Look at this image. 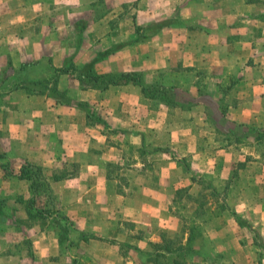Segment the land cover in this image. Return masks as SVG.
<instances>
[{
    "label": "crops",
    "instance_id": "crops-1",
    "mask_svg": "<svg viewBox=\"0 0 264 264\" xmlns=\"http://www.w3.org/2000/svg\"><path fill=\"white\" fill-rule=\"evenodd\" d=\"M103 1L112 4L96 9ZM163 19L173 22L155 36L126 44L136 37L137 25ZM109 48L114 52L102 55ZM70 59L77 68L93 64L99 74L144 71L149 81L155 80V71H165L164 83L178 92L187 91V84L175 85L170 78L185 81L194 71L193 77L204 79L211 72L217 75L211 80L222 82L232 101L187 88L199 94L191 104L170 110L145 97L137 84L82 89L78 79L61 74L58 89L92 105L102 123L90 120L82 108L56 103L47 94L50 88L46 93L10 89L18 77L48 80L53 68ZM0 91L6 93L0 98L2 146L16 170L28 160L52 178L60 168L78 166L76 174L63 169L67 173L60 175L65 176L52 182L60 209L79 223L81 234L85 228L107 234L79 237V264H94L95 258L124 264V254L112 244V238L119 240L116 226L124 221L137 228L173 225L172 195L183 186H196L177 158L209 178L240 177L245 191L264 189L250 180L263 174L236 172L238 163L254 155L249 143L262 144L251 138L254 129L264 128L259 124L264 122V0H0ZM209 114L219 121L209 122ZM124 178L135 180L131 198L124 196ZM13 183L25 188L12 200L15 212L5 210L11 243L33 236L27 227L31 222L36 225L33 264H77L80 257L62 253L57 236L46 240L53 233L41 226L44 219L28 213V181L5 176L0 166V192L7 193L8 187L13 192ZM258 192L252 205L243 202L231 210L248 215L264 235V193ZM143 193L148 198L140 199ZM0 256L14 259L13 264L21 259L14 252Z\"/></svg>",
    "mask_w": 264,
    "mask_h": 264
},
{
    "label": "rangeland",
    "instance_id": "rangeland-1",
    "mask_svg": "<svg viewBox=\"0 0 264 264\" xmlns=\"http://www.w3.org/2000/svg\"><path fill=\"white\" fill-rule=\"evenodd\" d=\"M111 4V2L106 3V1H103L95 8L104 11L108 8V5L110 6ZM131 4L132 2L129 3V5ZM126 8H129V6ZM196 73L197 72L193 71L192 75H195ZM159 74V71L153 73L156 78L160 77ZM170 75H173L172 77H174L176 74L174 75V71H171ZM192 75H189L185 81L176 80V78H170V80H173L175 85L187 84V91L189 88L197 89L199 87L203 88V93L211 92L210 94L220 97V101L224 100L228 103L232 101L228 95L229 93L226 86H221L222 82L211 80L213 77L216 78L217 75H213V73L209 72L203 77L204 79H202L200 75H197V77H193ZM161 80L164 81V78ZM218 84L220 85V88L217 87ZM190 93L192 94L191 96L199 94L198 92ZM170 110H173V108L170 107ZM207 116L209 122L219 121V116L216 114H209ZM259 124L264 125V122ZM223 132L224 134L229 135V139H232V135H230L229 132H226L225 130H223ZM256 137L257 135L253 134V138L251 139L257 140ZM261 143L262 144L260 145H257L254 142L249 143L250 150L254 152V155L247 156L246 161L238 163L236 167V172L242 168L243 171L247 169L249 172H254V174H263V176H256L255 178L250 179L255 184H258V186H264V138ZM249 161L252 162L248 163ZM63 169H73V174L78 172V166L76 164H70L68 167L60 168L58 169V173H67V171H63ZM74 171L77 172L74 173ZM204 176L210 179L213 183V180H220L219 186L214 183L220 190V195L218 197L216 195L212 196L211 189L207 188L206 184L204 187L197 183L196 186L191 185V187H181L182 189H180L178 193L175 192L172 195L170 206L172 208L171 212L174 223L173 225L171 224L170 228L151 229L152 227L149 226L137 228L136 225H133L132 222L128 221H124L122 222V225L119 224L120 226H116V229L118 230L117 237H119V240L112 238L114 239L112 244H114V247L117 245L119 247V252L124 254V264H264V250L255 244L254 233L250 229L241 226L236 217L232 214V211L224 210L222 203L219 201V198L225 200L229 207L233 209H237L238 205H242L243 202L245 204L251 203L252 205V202H254L253 197L257 195L256 192H258L256 188L252 191L250 189L249 192L245 191V186L242 184L243 179H240V177L235 178L230 175L227 178H209L206 174ZM122 180L127 185L125 188L126 194L124 196L130 198L133 197V183L135 180L133 178H124ZM150 180L153 181V179ZM12 187L13 192H10L9 187L7 193L5 191L0 192V204L5 203L3 206L6 205L3 209L4 216L0 217V253L14 252L16 255H21L19 264H33L34 259L32 257V252H34V244L36 243V236L34 235V233H36L34 230L36 225L31 222L27 224V227L30 230L29 234H33V236L23 241H18L15 244L11 243L8 235L9 229L7 225H5L6 222H8V216L5 215V210L7 212L9 211V213L15 212L12 207V200H15L18 195H20L19 192L24 190L25 185L13 183ZM109 188H111V184ZM258 193H264V189ZM138 196L142 200L148 198L144 193L139 194ZM58 199L59 198H57V203L60 207L61 205L59 204ZM195 199L198 201L200 200L202 205L199 211H197L198 203L194 202ZM140 204H143L141 200ZM38 205H41V202H39ZM240 215L244 219L250 221L248 215L242 213ZM43 219V225L41 226L46 230L47 234L48 232L53 233L51 234V237L47 236L48 238H46V240H52V238H54L53 236H57L59 239L61 237L63 244H61L60 249L62 253H73L74 256H71V259L74 257H80L79 260L76 259L77 264L80 263L82 258V249L79 246L80 236H87L89 239L94 234L101 237L107 235L86 230L87 228L82 229L83 232L81 234L79 230H76L77 227L80 228L77 221H74L70 217L67 219L61 218L56 213ZM253 221L255 222L256 220L253 219ZM258 227L259 226H256L254 228L258 229ZM103 228L106 229V227ZM168 240L172 241L171 251L166 253V247H162L158 252L159 257H157L156 252L158 247L155 245L158 244L165 246ZM262 241L264 242V235H262ZM259 243H261V241ZM91 256L95 258L94 255ZM5 257L6 256H0V264H13L14 259ZM85 261L93 263L92 259L89 260V258H86ZM95 261L94 264L97 262L103 264L98 258H95ZM71 264H73V260Z\"/></svg>",
    "mask_w": 264,
    "mask_h": 264
},
{
    "label": "trees",
    "instance_id": "trees-1",
    "mask_svg": "<svg viewBox=\"0 0 264 264\" xmlns=\"http://www.w3.org/2000/svg\"><path fill=\"white\" fill-rule=\"evenodd\" d=\"M172 22L173 19H163L160 21L150 22L145 25H137L136 37L126 44L140 42L146 38L155 36L162 29L169 26ZM114 50L115 49L113 48H109L105 50L102 55L110 54L114 52ZM26 67L27 64L20 67L18 72L20 73V76L22 75V71L27 70ZM53 72V75L48 80H44L43 82H29L18 77V79L12 83L10 89L26 88L32 92L46 93L47 88H50L47 94L52 97L56 103L82 108L86 111L90 120L102 123H105L104 120L99 116V114H97L92 105L87 102L71 99L64 91H60L58 89L57 84L61 74H70L74 78L78 79L82 89L96 88L103 91L112 85L137 84L142 87L144 96L149 100L157 104H165L169 107L179 105L184 107L191 104L194 100V98L191 96L192 94H189L188 91L178 92L177 90L173 89L174 87L167 86L164 81L161 80L165 77L166 73L164 71H160V77L155 78L154 81H149L147 78L148 73L144 71H113L110 73L99 74L94 70L93 64H88L83 68H77L74 62H72L70 59L66 61V64H64V66L61 68H53ZM50 84H52L51 87ZM5 94V92L0 91V98H2V96ZM253 134L257 135V139L263 140L264 128L254 129ZM3 141L4 135L0 131V160L1 168L5 172V176L9 178L15 177L18 179H24L29 183L30 197L25 200L28 207V213L30 215H37L42 218H47L50 215L56 213L59 217L67 219L68 217L61 213V209L57 203V196L52 185V182L61 180L65 175L56 173L52 178H48L41 166L36 165L28 160H21L20 167L16 170L12 166V161L10 160L8 153L3 149ZM166 151L170 152L169 150ZM174 156H176L175 153ZM177 161L187 172L191 174V179L193 182L201 184L203 187L206 184V187L211 189L212 196L216 195L218 197L220 195V190L218 187L210 179L197 172L186 159L177 158ZM219 201L222 203L224 210L232 211V214L236 217L238 223L241 226L250 229L254 233L255 244L264 250V242L262 241V234L260 231L257 228H254L255 226L247 219H244L237 211L231 210L225 200L219 198ZM39 202H41V205H38ZM194 202L198 203L197 211H199L202 207L200 200L198 201L195 199ZM260 241L261 243H259ZM171 242V240H168L165 246L158 244L155 245L158 247L156 256L159 257L158 252L162 247H166V253L170 252L172 247Z\"/></svg>",
    "mask_w": 264,
    "mask_h": 264
}]
</instances>
